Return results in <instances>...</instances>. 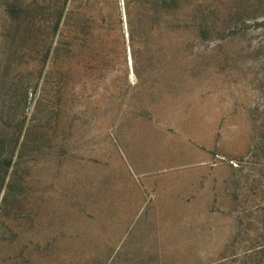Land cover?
<instances>
[{
	"label": "rangeland",
	"instance_id": "rangeland-1",
	"mask_svg": "<svg viewBox=\"0 0 264 264\" xmlns=\"http://www.w3.org/2000/svg\"><path fill=\"white\" fill-rule=\"evenodd\" d=\"M123 2L0 0V264H264V0L131 43ZM210 161L206 207H148Z\"/></svg>",
	"mask_w": 264,
	"mask_h": 264
},
{
	"label": "trees",
	"instance_id": "trees-1",
	"mask_svg": "<svg viewBox=\"0 0 264 264\" xmlns=\"http://www.w3.org/2000/svg\"><path fill=\"white\" fill-rule=\"evenodd\" d=\"M112 18V26L125 23L127 39L131 43L135 34L141 35L144 30H160L163 28H184L190 26L191 5L187 0H148L139 5H130L129 1L123 2V14L120 11L109 13ZM124 15V21L122 19ZM110 16V17H111ZM147 20V21H146ZM146 21V22H145ZM64 24L57 16L53 25V40L50 46V58L56 61L60 51L59 46L63 37ZM133 54V49L130 48ZM132 63L134 60L132 57ZM5 168L9 167V161L5 162Z\"/></svg>",
	"mask_w": 264,
	"mask_h": 264
},
{
	"label": "crops",
	"instance_id": "crops-1",
	"mask_svg": "<svg viewBox=\"0 0 264 264\" xmlns=\"http://www.w3.org/2000/svg\"><path fill=\"white\" fill-rule=\"evenodd\" d=\"M202 164L203 163L200 165ZM202 166L208 167L210 174L212 173L211 161ZM173 181L174 182H171L168 188L163 190L164 192L162 191L160 193V196L157 194H152L148 203V207L152 209L153 213H159L160 215L165 216L167 218L166 220H169L168 223H172L171 221L174 219V215L196 214L198 207H206L207 192H209L208 199L211 201L213 181L212 174L209 177V184L207 183V179L204 180V186L201 185V179L200 177H197L196 174L182 175L179 178L176 177ZM139 196L128 195L126 203L119 205V207L115 202L112 203V210H114L113 212H115V210L118 208L133 209L137 208L138 206L141 207V194H139ZM116 222L117 221L114 219L113 223L115 224Z\"/></svg>",
	"mask_w": 264,
	"mask_h": 264
},
{
	"label": "water",
	"instance_id": "water-1",
	"mask_svg": "<svg viewBox=\"0 0 264 264\" xmlns=\"http://www.w3.org/2000/svg\"><path fill=\"white\" fill-rule=\"evenodd\" d=\"M122 17H123V15H122Z\"/></svg>",
	"mask_w": 264,
	"mask_h": 264
}]
</instances>
